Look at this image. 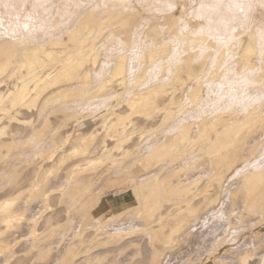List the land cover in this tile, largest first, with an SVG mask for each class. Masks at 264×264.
<instances>
[{
    "label": "bare ground",
    "instance_id": "6f19581e",
    "mask_svg": "<svg viewBox=\"0 0 264 264\" xmlns=\"http://www.w3.org/2000/svg\"><path fill=\"white\" fill-rule=\"evenodd\" d=\"M104 1V4H111L110 7L108 6L109 8H106L110 12L101 14L95 11L96 7L86 9L77 21L75 20L74 27L72 26L70 30L68 29V32L66 31L68 33L67 40L54 36L48 42L39 44L37 42V44L32 45L25 43L19 45V43L11 41L13 39L0 43V162H9V167L5 168L9 172L6 173L5 170L0 172V175L7 174L6 177L4 176L3 186L0 183L2 187L0 189L4 188V191L2 190L3 194L0 191V264L1 261H4L2 264H9L8 261L15 259L12 258L16 253L13 255L11 245L17 241L16 236L21 233V236H24L23 230L26 227L29 229V236L25 240L32 242L33 247L34 244L37 245L39 242L44 243L40 247L46 245L37 249L36 254L34 253L37 256L36 261L43 264L107 263L105 262V254H93L90 251L91 248L86 250L82 256L84 257L83 262L79 261L81 257L79 254L82 251L78 250L76 237L81 241H84L85 238L84 230H80L81 228L79 231L77 230V234L76 229H74L73 236L75 239L71 240L66 237L68 235L66 230L68 231L69 228L66 229L67 222H64V220L74 216L75 211L78 210L77 212L80 214L87 208L90 210L86 211L83 216H87L93 222L95 221L94 224H99L100 229L111 234L110 239L106 240L110 243L109 246L116 245V243L119 245L128 239L133 245L136 244L139 241L136 239L138 238L136 231L143 228L141 229L142 233L147 235L145 237H148V242L152 245L151 257L147 264H159L161 261L160 255L178 238L177 235L185 229V226L192 221H199L200 207L203 204H208L214 195L213 189L209 188L212 185L218 196L223 194L227 199H231L232 203L242 200L240 202L246 209L252 212L259 211L262 217L264 215L263 154L258 157V162L248 161L242 167L237 166V162L241 158L243 145L249 142L248 138L254 131L259 133V129L264 127V106L260 103L264 100V95H262L263 99L257 102L260 104L253 105L250 102L252 105H247L249 107H246L247 109L243 112L238 110L237 105L239 103L237 104V101L236 103L234 101L233 106H236V109L233 110L228 108L230 103L227 104L228 106L221 105L222 101L220 103L221 108L217 107L219 106L217 102V106L215 104L213 107L212 101L215 102L220 96L213 97L215 100H209L212 105L208 104V106L211 105L213 111H211V106H209V112L207 111L208 106L206 109L200 107V105L203 106L202 103L200 104L201 100L207 94V92L204 93L207 90L205 89L207 88L205 87V81L209 82L207 76L222 75L229 67L225 66L226 61H223L225 62L224 65L221 66L220 64L225 57H223V54L225 55L224 50H221L222 52L215 57L210 74H207V70H205L207 68L205 67L210 60V52H207V47L204 52H199L202 49L197 51L199 46H203V43L200 42L196 46L197 49H195V46H192L195 48L191 47V41H194V39L191 40L192 36L200 40L195 36L196 34H192L193 25L196 23L193 22V17H190L187 18L188 21L185 20L187 23L183 21L184 25L178 26V19H180L177 16L178 13L172 15L169 13L165 19L163 18L164 20L161 18L151 19L147 24L146 31L151 34L154 44L151 48H146L140 53L138 66L136 69L134 68V75L131 74L134 69L128 64L127 55H116L117 58H114L116 62L111 70L102 75V78L100 77L101 79L95 88L91 87V85L93 86L91 83L93 77L91 70L88 69L89 63L92 62L94 66H97L98 61L102 59H100L101 55H99L95 39H98L104 33L103 30L111 26L113 35L116 37L123 36L125 42L129 44L128 41L131 40L138 17L141 15V9L137 6H131V3L125 5L127 1L123 0L124 6L122 3V5L113 4V2H121V0ZM183 17H181V20ZM255 21L257 22L256 19ZM186 24L189 25L186 26L187 28L184 27ZM257 25L258 23H253V25L251 23V26L247 27L248 29L243 25L241 26V24L231 27L234 32L233 39L231 38V45L225 44V46L228 45L227 48L233 50V54L230 53L236 55V75H244L247 78V74L254 70L261 80L259 88L264 89V64H261L262 59L264 62V28H258L259 25ZM160 27H163L165 34L177 32L173 33L175 34L173 41L176 37L180 39L181 36H184L185 44L182 42L183 44L180 45L184 48H180L181 50L177 52V47L171 45L172 41L162 43ZM209 29H211L209 25L208 27L200 26L197 31L194 30V33L196 31L197 35L201 36L205 34L204 31ZM220 37L218 38L220 39ZM211 38L201 39L204 41V45L208 42L211 45L210 41H216ZM202 40L200 41L203 42ZM236 40L239 42L238 46L234 44ZM177 44L176 46L180 47ZM236 44L238 43L236 42ZM172 47L177 52V56H173ZM254 61L261 65L253 63ZM172 63L175 65L174 68ZM219 65L223 68L221 69ZM218 72L222 73L218 74ZM6 73L9 74L8 77H10L11 83L6 90H1L3 80L1 77ZM257 73L254 77L257 76ZM166 77L167 79H165ZM130 79H133L134 82L130 83L128 81ZM115 81H119L120 88L116 87ZM192 81H194V84L189 85ZM79 82H85L88 86L86 89L88 93L78 96L81 101H85V103L88 100L91 101L92 98L87 99V96L90 95L92 90H95V92L93 91L94 98H101L100 101L105 107L101 105L104 109H99L101 112H96L97 114H95L96 109H94L95 115L91 116L92 114H90L91 117L88 119H81L84 115L78 117L79 115L75 110L76 113L73 112L75 114H67L68 111L65 108L66 113H63V115H66L61 116L59 126L66 127L70 123L71 128L69 127L70 130L67 131L68 134L64 138L54 136V133L53 137H50L51 139L47 141L48 138L46 140V136L41 133L39 125L37 127L33 118L21 117L24 110H31L38 104L44 93L46 95L51 93L52 96H56V100L61 97L75 95L76 89L77 91L81 89L80 87L78 90V87L75 86ZM206 84L209 88L208 83ZM130 85L133 86L130 90L132 95L122 100L123 92L129 90ZM119 89H122L123 92H120ZM228 95L230 96L229 93ZM184 96H186L185 101H183ZM223 99L225 102L226 98ZM259 99H261V94ZM51 100L52 98L49 97L47 102ZM256 101L252 102L256 103ZM181 102L183 105L179 107L178 104ZM188 104H192L195 111L190 108L196 113H190L192 116L184 118L183 115L188 111L187 108L191 106H188ZM197 105L198 110L195 109ZM61 106L62 104L54 108L65 112L64 107ZM215 107L219 109L215 110ZM240 113L243 115L240 116ZM177 114L180 115L177 116ZM158 117L161 118L160 122L163 127L168 128L174 123L170 127L178 129L175 132H164L163 135H159L153 129L150 138L145 139L146 142L144 143L149 144L151 142L153 145L149 144V147L145 145L148 147L145 151L143 141H141L144 139L142 135L147 131V123H150L148 128H151ZM49 119H45L43 125L45 131L51 128L52 123ZM70 119L71 121H69ZM14 121L16 123L19 121V124L14 125ZM85 121H88L89 125L93 123L91 128L89 125V128L87 127ZM141 121H147V123L144 125V122ZM84 122L89 130L83 128L85 126ZM81 125L82 129L80 128ZM27 131L30 132V138L27 135L25 136L28 138L23 136ZM138 134L141 137L135 139ZM59 142L63 143L58 145ZM258 142L264 143V140ZM131 144L132 146H130ZM195 146H198L200 151L204 152L206 162L201 164V161L194 159L196 158L194 155H192L193 159L188 158ZM114 149L121 151L122 156L118 157L114 153ZM131 155H133L131 164L127 165L126 157ZM41 156H44V162L41 160L42 163L37 161ZM182 160L187 162L180 163L176 169H173V174L164 176L169 167ZM203 164H208V166H205L211 167L210 172L209 168L207 173L203 174L201 172L202 175H207L211 179V184L199 190L194 185L196 179L191 178L192 176L186 177V175H190L193 170L198 173V169H201ZM100 167H105L107 172L114 174L113 184H120L126 190L128 185L132 190L130 200L123 198L110 203L100 196H92L94 192L92 190L96 183L92 181L96 179L94 178L91 181L88 174L93 175L92 172ZM237 168L238 170L235 171ZM188 171H190L189 174H185ZM109 176L107 175V177ZM175 176H179V178L183 176V179L175 181L173 178ZM186 181L189 182L186 183ZM235 184H239V186L235 188ZM94 188V190H98L96 185ZM236 191L242 192L238 198L234 196ZM25 195L29 198L26 199ZM82 201L84 202L80 206L79 203ZM223 201L227 200L223 199ZM180 202L183 204L181 203V206H178V211H174L171 206L180 205ZM37 203L40 204L37 206ZM76 204L80 207L77 210ZM31 211L34 213V217H32L33 215L30 216ZM27 212L30 213V219H27L29 218ZM107 212H112L110 219H120L126 216L127 219L128 217L131 219L130 221L125 220L129 221L128 227L122 229L129 230L127 238L118 234L122 224L118 225L116 223L117 226L112 224L114 225L113 229H110L111 225L108 227V224L104 225L102 223L101 218ZM157 221L159 223L154 224ZM140 225L143 227H140ZM38 226L43 228L41 229ZM17 233L18 235H16ZM135 234H137L136 237ZM258 238L259 235L256 234L254 239L257 240ZM17 242L19 243L20 239ZM97 242L99 243L97 246L101 245L100 240ZM156 242L159 244H156ZM55 244L57 245L56 248L53 246ZM102 247L104 248V246ZM255 253L252 252L251 246L246 249L243 247L241 252H238L241 264H248ZM35 255L33 256L35 257ZM213 255L210 254L209 258L202 264H221L220 260L214 258ZM132 258L127 259L126 262L118 259L114 261L113 259L111 264H139L138 258H136V261L135 258ZM22 262L19 260L13 263L22 264Z\"/></svg>",
    "mask_w": 264,
    "mask_h": 264
},
{
    "label": "rangeland",
    "instance_id": "374dc122",
    "mask_svg": "<svg viewBox=\"0 0 264 264\" xmlns=\"http://www.w3.org/2000/svg\"><path fill=\"white\" fill-rule=\"evenodd\" d=\"M124 1H127V3L125 2L126 3L125 5H127L128 3L130 5V3H131L132 4L131 6H133V7L137 6L139 9H141V11H140L141 15L138 17V21L136 24L135 31L132 34V38H130L131 40L128 41L129 44H127L125 42L123 36H117V37L114 36L112 33V30H111L112 29L111 26L109 28L107 27L105 30H103L104 33L102 35H100L98 37V39H95L97 42V47L99 49V55H101L100 59L101 58L102 59L98 61L97 66H94L92 62L89 63L90 65L88 66V69L91 70L92 77H93V79L91 80V83L93 84V86L91 85V87L95 88L98 85L99 80L103 77L102 75L107 74V72H109L111 70V68L114 66V63L116 62L114 59V58H117L116 55L119 56L121 54H126L127 59L129 60V62L127 60L128 64H130L131 68L136 69V67L138 66V58H139L140 53L146 48L147 49L151 48L152 45L154 44L151 34H149L146 31L147 24L150 22L151 19H156V18H161V19L164 18L165 19L166 16L169 15V13L171 15L178 13L177 16L180 18V19H178L179 22L177 23L178 26H180V27L183 26L184 22L188 21L187 18L189 19L190 17H193L192 18L193 22H195L196 24L193 25L194 27L192 26L193 27L192 34L193 35L196 34L195 36H197L200 40H202L203 38L207 39L208 37H210V38L212 37L211 38L212 40H216L215 42L210 41L211 45H209V42H208V44L204 45V41H203L204 39L202 40L203 42H201L200 40L196 39V37L194 38V36L191 35L192 36L191 40L194 39V41L190 40L192 43V45L190 43L191 47L192 46H195V47L198 46V43L200 42V43H203V46L201 44L202 47L199 46L200 49L198 48L197 51L202 49L199 52H204L206 50V47H207V52L208 53L210 52V54H209L210 60L207 63L208 65L205 67V68H207V69H205V70H207L206 71L207 74L209 75L211 72L210 70L212 69L211 67H213L212 64H213L214 60L216 59L215 58L216 55L219 54L220 52H222L223 50L225 52V55L223 54V57L224 56L225 57L223 58L224 60L222 59L220 64L222 66L223 63L225 64V62H223V61H226L225 66L229 67V68H226V70L223 72L221 70L223 67H221L219 65V67L221 68V69H219V71L221 70L223 73L218 72V74L222 73V75H218V76H214V77H212L210 75L207 76V78H209L208 79L209 82L205 81V87H207L205 89H207V90L204 91V93L207 92V94L206 95L204 94L205 98H203V100L205 99V101L201 100L202 102H200V104L202 103L203 106L200 105V107H204L206 109L208 104H211V101L209 102V100H215V98H213L215 96H217V97L220 96V97H218V99H216L215 102L212 101L213 107L217 102V104H219V106H217V104H216L217 107L221 108L222 104H223V106L229 105L228 108L233 110V109H236V106H233L234 101H235V103L237 101V104L239 103V105H237V108H239L238 110L242 111V112L247 109L246 107H249L252 104L254 105V104H260L261 103V105L264 106V100H262L264 98L262 96V95H264V89L259 88L261 85V83H260L261 80L258 78V73L253 70V71L249 72V74H247V78L244 75H240V74L236 75L237 74V72H236V60H235L236 55H232L233 50L229 49V47L227 48L228 45L225 46V44H230L232 42L231 38L233 37V34H234L232 28L238 24L239 25L241 24V26L243 25V27L245 26V28H247V27L249 28V26H251V23H252V25H253V23H255V24L258 23V25H259V26L257 25L258 28L259 27L264 28V0H124ZM104 2H105L104 0H0V43H2L5 40L10 41L11 39H13L11 41H13L15 43H19V45H23L24 43L32 45L35 43L37 44V42H38V44L42 43V42H48L49 39L54 37V36L62 38L63 40H67V37H68L67 32L72 28V26L74 27V23L77 21L79 16L82 13H84V11L86 9L96 7L97 9L95 8V11H97L101 14L102 13L105 14V13L110 12V10L106 9V8H109L111 4H104ZM119 2L120 1H118V2L116 1V2H113V4L122 5L124 3L123 0H121L120 3ZM235 3L243 4L244 5V11L240 12L239 10H237L235 8L229 7V5H232ZM123 6H124V4H123ZM61 8H63V9H61ZM181 13L182 14L184 13V14L180 15ZM182 16H184V17L181 20ZM195 18H196V20H195ZM197 19H198V21H197ZM255 19L257 20V22L255 21ZM259 20H260V22H259ZM180 21H182V22H180ZM25 25H27V27H25ZM208 25L210 26L211 29L212 28L213 29L212 30L209 29L207 31H204V33H205L204 35L198 36L196 31L199 29V27L200 26H207L208 27ZM232 25H234V26L232 27ZM186 26L188 27L189 25L186 24L184 27H186ZM160 29H161V33H162L161 34V36H162L161 42L162 43H164V41H172L173 43H171V45H173L175 48L177 47V52H178V50H181L184 48L183 46H180L182 42L185 44V42H184L185 39H183L184 36L183 37L181 36L180 39L178 38L181 42L177 39V37L173 41L174 36H175V34H173V33H177V32H171V33L165 34L163 27H160ZM194 30H196L195 33H194ZM206 34H208L209 36ZM216 36H218V37L221 36V37L219 39ZM112 37H113V39L111 40ZM114 38H115V40H114ZM14 39H15V41H14ZM19 39H20V41H19ZM227 42H229V43H227ZM236 42L238 44H236ZM236 42L234 43V41H233V43L238 46L239 45L238 40H236ZM21 43H23V44H21ZM176 44L179 45L180 47L176 46ZM174 47H172L173 48L172 54H173V56H177V52L175 51ZM195 47H192V48H195ZM104 49H106V50H104ZM195 49H197V47ZM208 49H209V51H208ZM199 54H201V53H199ZM258 59H260V58H258ZM258 59H257V61L260 62L261 59L260 60H258ZM253 63L257 64L255 61ZM262 63L264 64L263 59L261 60V64ZM255 64H253V65H255ZM261 64L258 63L257 65H261ZM172 67L173 68L175 67L174 63H172ZM135 69L133 70V72L131 71V74H133V75L135 74ZM255 73H257V76H255L256 78L254 77V75H256ZM6 74H4L1 77V79H3L1 82V84H2L1 90H3V89L6 90L8 85H10V83H11L10 77H8L9 74H7V75ZM243 76L245 77V79ZM254 78L256 79V81ZM165 79H167V77ZM128 81L130 83L134 82L133 79H130ZM118 82L119 81H115L114 84L115 85L117 84L116 87L120 88L121 85H119ZM150 83H153V82H150ZM206 83H208L209 88H208ZM212 83H213V86H212ZM193 84H194V81H192L191 84H189V85H193ZM75 86H76V88L78 87V90L81 87V89L79 91H77V89H76L75 95H69L67 97H61L60 99H57V100H56V96H52L51 93L47 92L48 93L47 95L44 93L45 95L43 94L41 96L38 104L34 108H32L31 110H24V113H22L21 117L33 118L37 127L39 125V130L41 129L40 130L41 133H43L46 136V140L48 138L47 141H49V139H51L53 137L54 133H55L54 136L64 138L65 135L68 134L67 131H69L71 128L70 123H69V125H66V127L65 126H61V127L59 126L61 119H62L61 116L66 115V114L63 115V113H66V109L68 111L67 114H69V113L71 114V113L76 111L79 115L78 117H81L84 115V117L81 119H86V118L88 119L89 117L97 114L96 112L100 113L101 111H99V109L103 110L104 109L103 107H105L104 104L100 101L101 98H94L95 95L93 93L95 92V90H92L90 95L87 96V99L92 98L91 101L88 100L85 103V101H81L79 99L78 96H80L81 94H84V93L85 94L88 93L86 90L88 88L87 83L79 82V83H77V85L75 84ZM131 87H133V86L130 85L129 86L130 89L125 91V92H123L122 89H119L120 92H123L122 100H124L127 97H129L130 95H132V91H130V90H132ZM83 88L86 90V92H84L85 90ZM216 93H218V94L215 95ZM228 93L230 94V96L228 95ZM49 94H51V95H49ZM260 94H261V99H259ZM224 96H226V97H224ZM49 97H51L52 100L50 102H47V99ZM220 98H222V99L226 98L225 102H224V99L222 100ZM185 99H186V96H184L183 101H185ZM251 99H253V100H251ZM256 99H257V101H256ZM238 100H239V102H238ZM258 100H259V102H260V100H262V101L260 103H257ZM218 101H219V103H218ZM221 101H222V103H221ZM232 101H233V103H231ZM252 101H256V103L255 102L253 103ZM205 102L207 103L206 106H205V104H206ZM250 102L252 104H250ZM58 103H60V104H58ZM220 103H221V105H220ZM228 103H230V104H228ZM61 104L64 107V109L66 108L65 112H61L58 109L54 108V107L59 106ZM178 105H179V107H181L183 105V103L181 102ZM189 105H191V106H189ZM211 105H209V106H211ZM247 105H249V106H247ZM188 106H189V108H187L188 111L185 110L188 112V114H187V112H186V114H184L185 116L182 114L184 118L185 117L189 118L190 116H192L191 114L196 113V112H193L194 108L192 107V104H188ZM209 106H208V108H209ZM190 107L193 108V110ZM213 107L211 108V111H213L212 110ZM217 107H215L214 109L215 110L219 109ZM198 108L199 107L197 105V108L195 107V109L198 110ZM208 108H207V111L208 110L210 111V108L209 109ZM85 109H87V110H85ZM94 109H96L94 111L95 114L93 112ZM184 109H186V108H184ZM263 109H264V107H263ZM190 110H191V112H189ZM81 111L82 112L84 111V112L82 113ZM89 111H92L93 113L89 112ZM75 113H73V114H75ZM90 114H92V115L89 116ZM87 115H88V117H87ZM179 115L180 114H177V116H179ZM242 115L243 114L240 113V116H242ZM47 118L48 119L50 118L49 120L52 124L50 125L51 128L49 127L50 129H47L45 131V128L43 125L45 124V119H47ZM188 118H186V119H188ZM71 119L69 121H71ZM160 120H161V118L158 117L157 120L154 122V125L151 128H148V127H150V123H147V121H141V122H144L143 123L144 125H145V123H147V125H146L147 131L142 135V138H144V139L141 140V141H143L142 142L143 144L146 142L145 139L147 140L150 138L149 136L153 131H157V133L159 135H163L164 132H167V131L175 132L178 129V128L173 129L172 127H170L174 123H172L168 128L163 127ZM14 122H15L14 125L19 124V121L17 123H16V121H14ZM85 122H86L87 127L89 128V126H90V128H91V125L93 123L92 124L90 123L91 125H89L88 121H85ZM85 122H84V125H85ZM82 123H83V121H82ZM40 125H41V128H40ZM82 125L80 126L81 129H82ZM86 125L83 126V128L84 127L86 128ZM42 126H43V128H42ZM96 126H98V125H96ZM88 128H86V129H88ZM259 130H260L259 133L254 131L251 134L250 138H248L249 142L243 145L242 150H241V158L237 162L238 167H242V165L246 164L248 161L258 162L259 161L258 157H260V155H262V154H263L262 156H264V143L258 142V141L264 140V127H261ZM28 131L26 133H24V135L22 133V135L23 136H25V135L29 136L30 132L28 133ZM58 131H59V133H58ZM65 131H66V133H65ZM82 131H84V130H82ZM20 134H21V131H20ZM27 136H25V137L28 138ZM138 137H141V135H139V134L136 135L135 139H137ZM29 138H30V136H29ZM60 143L62 144L63 142H59L58 145H61ZM149 144L153 145L151 142ZM149 144L148 143L144 144V147H145L144 150L145 151L149 147ZM145 145H148V147ZM130 146H132V144ZM110 147H111V144H110ZM144 150L142 149V151H144ZM113 151L118 157L122 156L121 151H118L117 149H114ZM191 153L189 154L188 158H192L193 157L192 155H194L196 158H194V157L193 158L196 159V161H201V164L206 162V160H204V158L206 159L205 154L203 151H200L198 146H195V149ZM44 156H41L37 161L41 162V160H43L42 162H44ZM132 157H133V155H131L130 157L129 156L126 157L127 163L126 162L125 163L127 165L131 164V160H132L131 158ZM186 162L187 161L182 160L181 162L172 165V167H169L168 170H166L164 176L169 175V174H173V169H176L180 163L184 164ZM3 163H4V165H3ZM205 165L208 166V164H205ZM205 165L204 164L201 165L202 167H201V169H198V173H197V171H194V170H193V172L188 171V173H185V174H189V172H190V175H186V177L192 176L191 178L196 179V181L194 182L195 183L194 185H196V187H198L199 190H201V189L205 188L206 186H208L209 184H211V179L207 175H202V173L205 174V172L206 173L208 172L207 169L209 167H206ZM7 167H9L8 161H7V163H6V161L0 162V169H1L0 172L5 170L7 173V171H8V170H6ZM210 169H211V167L208 169L209 172L211 171ZM105 170H106L105 167H100V168L96 169L95 172H92L95 175L94 174L91 175V173L88 174V176L90 175L89 177L91 178V181L94 180V178L96 179L92 182H94V183L96 182L94 184V187L96 185V187L98 188V190L97 189L94 190L95 188L93 187L92 191H94V192H93L92 196L93 197L94 196L95 197L100 196L102 199H105L106 201H108L110 203H113L116 200H122L123 198L126 200H130L132 198V190L128 187V185L126 186L128 188L126 190L120 184H117V185L113 184V180L115 178L114 174L112 172H111L112 173L111 174L110 172H107V170L106 171ZM237 170H238V168L235 169V171H237ZM109 174H110V176H109ZM185 174H183V176ZM107 175L109 177H107ZM4 176L6 177L7 174L5 175V173H4L3 175H0V178H1L0 183H2L1 184L2 186L4 184L3 179L5 180ZM182 177L179 178V176H175L173 178L176 181L177 179L178 180L183 179ZM187 182H189V181H186V183ZM238 186H239V184L234 185L235 188H237ZM0 188H2V187L0 186ZM209 188L213 189L212 192L214 195L212 196V199L208 202V204L207 203L203 204L200 207L199 214H198V216L200 218L199 221L198 222L192 221L191 223H189L188 225L185 226V229L181 233H179V235H177L178 238L172 244H170L168 246V248L160 255V258L162 261V262L160 261V263L161 264H202L204 261H206L209 258L210 254L213 255V253L216 252V253H214L213 256H214V258L220 260L221 264H241V260H240V256L238 255V252H241V249L243 247H244V249H246L248 246L249 247L251 246L252 252L253 253H255V251H257V252L252 256V260L248 264H252V263L264 264V215L262 217V214L259 211L258 212H252V211H249L248 209H246L243 206L242 202H240L242 200H239V202H236V203H232L231 199H229V198L227 199L223 194H222L223 198H222V196H218L214 191L213 185L210 186ZM2 190L4 191V188L0 189L1 193L3 194ZM106 193H108V194H106ZM115 194H116V196H115ZM240 194H242L241 191H236L234 193V196L236 198H238V196ZM25 198L28 199L29 196L25 195ZM223 199L227 200V201H223ZM229 201H231V202H229ZM83 202L84 201L79 203V205L81 206ZM181 203L182 202H180V205L179 204L174 205L175 208H174V206L173 207L171 206V208H173L174 211L175 210L178 211L177 208H178V206H181ZM38 204H40V203H37V206H38ZM78 208H80V207L78 206V204H76V210ZM88 210H90V209L87 208L85 211L81 212L80 214H79V212H77L78 211L77 210L74 212L75 214L73 213L74 216H72V217L74 219H71L72 218L71 217L70 218L71 220L70 219L64 220V222L65 221L67 222V225H66L67 228L66 229L69 228L68 231L66 230V233L68 234V235H66L67 239H71V240L75 239V237L73 236L75 233L74 229H76V234L78 233L77 230L79 231L80 228H81L80 230H84V234H85L84 241L85 242L81 241L79 238L76 237V245L78 247V250L82 251V253H83V254L82 253L79 254L81 257L85 254L86 250H89L91 248L90 251L93 254H101V253L103 255L105 254V262H107L105 264H111V262H113L112 261L113 259H114V261H115V259L116 260L118 259L119 261L126 262L127 259L132 258V257L135 258V259L132 258L135 261L137 260L136 258H138L137 261L139 262V264H147L148 263V261L151 257L152 245L149 244L150 242H148V240H149L148 237H145L147 235L146 234L144 235V233H142L141 229H143V228L138 229L136 231L138 235L137 234L134 235L135 237H136V235L138 237V238H136L139 240L137 242L138 244L136 243L133 245L131 242H129L130 240L128 239L126 241H123L119 245H117L118 243H116L117 246L115 244L113 245L111 243L113 245V247H111L112 245L109 246L110 243L107 242L110 239L109 236H111V234L108 232H105L103 229H100L99 224H98L99 226L97 225V223L94 224L95 221L93 222L92 220H90V218H87V216L86 217L83 216L84 213ZM164 210L166 211V209H164ZM29 212H30V210H29ZM29 212H27V215H28L27 217H29L27 219H30V216H32L34 214L32 211H31L32 212L31 214ZM29 214H30V216H29ZM111 216H112V212L105 213L104 216L101 218L102 223L104 225L108 224V227L111 225L112 227L110 226V229H113V226L116 223H118V225L122 224L123 227L121 226L119 228L121 230L118 234H121V236L124 235V238H127L128 237L127 233L129 232V230H122V229H126L128 227L127 224L129 223V221L131 219H129V217L127 219V216L124 218H120V219H117V218L110 219ZM32 217H34V215ZM121 219H122V221H121ZM126 219L129 221L128 222L125 221ZM69 220H70V222H68ZM92 222H93V224H92ZM157 223H159V221L155 222L154 224H157ZM112 224H114V225H112ZM25 225H26V223H25ZM40 226H42V224H40ZM115 226H117V225H115ZM140 227H143V226L140 225ZM39 228H41V227H39ZM24 229H25V230H23L24 236H21L22 233L19 234L23 238H21L18 235V233L16 234V235H18V236H16L18 238L17 241H19V239H20V242L18 243L16 241L17 243L14 242V244L12 243V245H11L13 247L12 248L13 255L15 253L16 254L14 255V257H12V258H15V259H13V261H8L9 264H14L13 262H16L19 260L21 262L23 261L22 264H28V263H30V264L37 263L38 264L39 261H36L37 256L35 255L38 252L37 249H40V248H43L46 246L45 245L43 247L42 246L40 247V245H44V243L41 244V242H39V243H37L39 248L36 244H34L35 246L33 247L32 242H29V240H25V239H28L27 237L29 236V234H28L29 229L27 227ZM256 234L259 235V238L257 240L254 239ZM85 239H88V240L86 241ZM22 240H23V242H21ZM99 240H100L101 245L97 246L99 244L97 241H99ZM96 242H97V244H96ZM101 242L102 243L104 242V243L102 244ZM157 243L158 242H156V244ZM94 244H96V245H94ZM124 244H126V245H124ZM128 245H131V246H128ZM29 246H30V248H29ZM53 246L57 247L56 244ZM102 246H104V248ZM127 246H128V248H127ZM101 247H102V249H101ZM119 247H121V248H119ZM122 247H123V249H122ZM26 249H28V250H26ZM22 250H23V252H22ZM35 250H37V251H35ZM16 251H18V252H16ZM24 254L25 255L28 254V255L25 256ZM33 255H35V257ZM81 257L79 258V261H81V263H82L84 257H82V258ZM10 260H12V259H10ZM222 261H224V262H222ZM2 262H4V261H1V264H2ZM39 264H43V263L39 262Z\"/></svg>",
    "mask_w": 264,
    "mask_h": 264
},
{
    "label": "snow or ice",
    "instance_id": "6c2138e0",
    "mask_svg": "<svg viewBox=\"0 0 264 264\" xmlns=\"http://www.w3.org/2000/svg\"><path fill=\"white\" fill-rule=\"evenodd\" d=\"M229 7L230 8H235V9L239 10L240 12L244 11V5L240 4V3H235V4H232V5H229ZM25 27H27V25H25Z\"/></svg>",
    "mask_w": 264,
    "mask_h": 264
}]
</instances>
